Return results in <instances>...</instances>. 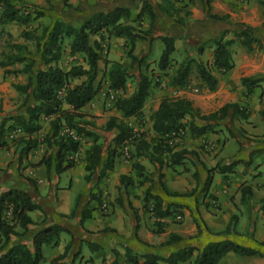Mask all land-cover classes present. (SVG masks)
<instances>
[{"label":"crops","instance_id":"1","mask_svg":"<svg viewBox=\"0 0 264 264\" xmlns=\"http://www.w3.org/2000/svg\"><path fill=\"white\" fill-rule=\"evenodd\" d=\"M23 1L42 8L46 4L45 0ZM141 1L68 0V4L72 8L63 9L62 0H50L54 7L46 15L54 20L60 19L77 27L85 19L98 12H108L115 8H129L130 17L123 19L122 22L133 27L139 26L138 28L145 31L149 26L147 19L136 20L141 10ZM169 1L173 2V0ZM148 2L153 7L156 18L150 36L146 38V41L135 43L132 55L143 60L155 53L159 60L161 42L158 38L160 37L174 38L176 51L181 48L182 43H185L191 55L190 31L193 28L191 24H198L197 35H200L203 40L206 35L205 40H211L213 44L209 58L203 64L211 70L212 75L217 79V86L214 91H208L195 75L194 78L198 81L201 89L200 94H193L189 91L191 77L187 88L176 90L169 85L172 72L157 69L155 81L162 90L158 88L153 90L149 88L148 90V97L142 110L143 125L141 129L143 133L145 132L151 138L155 136L151 117L164 98H184L191 102L194 112L200 116H208L225 105L235 104L245 111L247 117L242 120L230 110L223 121L208 122L215 125L213 133L196 138L191 137L186 128L183 138L179 140L176 147V150H186L188 153L182 161V165H170L169 158L165 155L164 157H167L164 158L165 163L160 167L158 164L150 162L148 157H136L134 147L130 146V160L125 161L113 153L111 167L104 169L109 150L115 147L113 139L117 134L115 129L106 130L107 123L114 118L116 123L123 121L127 125L136 126L134 119L127 121L122 119L121 113L114 108V102L110 100V95L117 98L133 94L136 89H131L132 91L127 89L128 81L135 76L141 66V64L131 63L123 39L108 38L104 34L107 38L102 43V60L98 62L97 83L100 89L92 102L82 108L81 112L84 117L79 121L80 126L95 134L98 137V142L103 145L100 164L90 180H85L86 172L83 169L85 151L92 145L88 138L81 139L79 153L75 156L76 166L59 176L50 174L47 177L44 166L40 164L47 150L43 144L23 157L21 164L18 162L19 149L16 143L9 149H0V190L4 192L11 188L22 189L39 207L38 211L29 214L34 223L41 222L45 216V224L59 225L72 234L71 248L66 258L58 261L57 264H113L114 262L130 264L126 261V249L137 256L154 255L166 258L181 249L193 247L201 250L207 244L218 241L227 240L243 246H250L251 240L264 243V209L261 208V201L264 200V51L254 48L247 52L242 47L235 45L231 48L233 68L227 73L221 74L212 67V54L215 48L214 42L219 40L222 32L228 31L224 40L234 39L232 34L234 30L230 31V29L236 19L233 18L234 14L229 9H225L219 0H216L211 12L217 16H230L224 20L226 26L220 27L218 23L198 15L192 16L184 26H181L174 21V18L164 13L162 9L165 4L162 0H148ZM245 4H248V7H246V14L241 16L242 22L253 28L255 34L264 41L263 8L255 1ZM174 5L177 6L175 3ZM199 25L205 28H199ZM208 30L210 31L208 32ZM97 40L96 37L91 39V41ZM66 54L68 55L67 50ZM34 59L38 61V57H34ZM105 60L109 64L105 65ZM102 63L104 73L107 72L110 63H119L126 71L129 78L124 91L116 93L109 91L106 79L101 83L104 86V91L101 90L100 81L103 75H100V69ZM21 68L20 66L14 70ZM36 69L42 70L43 67L37 64ZM245 77L263 79L249 95H246V89L241 84V79ZM1 82L0 91L7 87H10L11 91L13 85H25L27 76L23 74L4 75V69H2L0 71ZM12 83L13 85H11ZM151 91L155 94L153 97ZM14 94L18 102L12 107H7V99H2L3 96L0 95V105H3L0 109V120L20 113L25 114L26 107L34 105L30 97L31 90L24 108L22 103L25 95L22 100L20 93L16 90ZM150 99H152L151 110L148 108ZM190 120L199 126L208 124L198 120L195 116L186 118V121ZM232 123L237 128L242 126L248 132L245 138H250L254 142L236 137L235 132L231 130ZM41 124L42 130L35 136L39 142L49 132L48 121L43 120ZM229 133L235 136H229ZM20 137H25V134L17 132L12 138ZM10 139V136L6 137L8 144L11 143ZM116 150L119 151V148L116 147ZM231 163L236 164L229 173L220 174L218 170L209 173L216 167L219 169ZM135 164L143 168L141 176H138L134 168ZM209 174L210 184L205 190L204 184ZM194 175L196 179H194ZM122 177L130 179L131 184L122 187L120 183ZM161 181L165 182L170 193H176L179 196L186 193L187 189L196 191L190 197H176L171 201H166L170 196L166 197L162 192ZM242 187H249L251 190V197L246 198L245 202H242L241 198ZM148 190L153 195L161 197L166 207L174 208L176 212L180 211L181 225L174 224L175 213H173L170 217L162 220L165 225L162 231L158 232L151 214L144 210V197ZM104 201L112 202L113 206H109L108 210L103 209L101 205ZM86 207L90 211V217L81 224V215ZM194 212H198L205 223L206 230L200 233L191 217ZM233 216L237 217L236 225L228 233L226 230ZM41 230L42 226L29 227L25 237L13 238V242L24 243L31 247L32 237ZM16 231L20 232V229L16 228ZM172 235L179 237L180 240L166 245ZM69 241L70 236L62 234L57 247L43 246V264H50L52 260L60 256ZM89 244L96 245L98 249L91 251ZM195 256L196 253L193 258ZM139 261L143 262L142 259ZM158 264L166 263L159 262ZM219 264H264V257L243 258L227 254Z\"/></svg>","mask_w":264,"mask_h":264},{"label":"trees","instance_id":"2","mask_svg":"<svg viewBox=\"0 0 264 264\" xmlns=\"http://www.w3.org/2000/svg\"><path fill=\"white\" fill-rule=\"evenodd\" d=\"M178 2L182 0H176ZM241 3L257 2L264 8V0H237ZM63 9H71L68 0H62ZM165 7L162 9L166 15L174 18V21L184 26L186 19L180 17V9H177L173 2L162 0ZM206 14L212 20L224 21L228 15L217 16L211 14V0H203ZM46 5L52 10L50 0H45ZM44 9L35 10L29 5H24L21 0H0V26L15 24L23 27L21 37L26 41L34 43L35 52L38 61L31 58L26 47L22 45H13L18 53H9L5 55V60L0 62V67L4 69V75L23 74L27 76L25 85H13V88L25 95L22 107L26 106L29 91L34 102L33 106L26 107L25 114L6 117L0 120V149H9L13 144H17L18 162L21 164L22 158L35 150L40 144L46 146L47 150L40 162L46 170V175L59 176L65 171L76 166L75 156L79 153L81 139L91 140V147L85 151L83 158V169L86 172L85 180L89 181L96 172L101 161L103 145L98 142V137L86 131L80 126V120L84 117L81 112L87 104L92 102L100 89L97 83L98 62L102 60V43L108 37H115L125 41V48L128 49L127 55L132 64H141V59L132 55L134 45L137 41H146L151 34V28L155 21L153 7L148 0L141 1V10L136 20L146 18L149 26L143 31L138 27H133L122 22L123 19L130 17L129 8H115L108 12H98L85 19L79 26L66 23L60 19H52L49 25L41 28L38 35L36 30H27V26L46 15ZM187 15V14H186ZM178 16V17H177ZM188 16V15H187ZM140 21V20H139ZM228 31L221 33L219 40L214 42V51L212 54V67L221 74H225L233 68L231 48L238 45L247 52L254 48L264 51V41H262L254 32V29L242 24L240 29L232 31L233 40H224ZM107 35L106 36H104ZM98 38L97 41H91L92 38ZM163 44L164 49L158 61V69L167 72L172 63V54L175 52V39L170 37L158 38ZM68 51L72 58L81 57L82 64H73L69 69L64 70L59 67V62L63 54ZM202 47L198 48V54H202ZM105 65L109 64L106 60ZM15 64L22 65L19 70L7 69ZM40 64L43 69H36ZM171 71V70H170ZM169 85L182 90L188 87L190 77L195 72L196 77L202 82L208 91H214L217 86V79L212 75L211 70L202 62L187 55L177 66L172 69ZM104 74V73H103ZM108 83V90L113 93L124 91L128 81L126 71L119 63H110L107 72L104 74ZM73 84L74 81H80ZM261 78L245 77L241 79V84L246 89V95L251 94ZM150 80L145 75H140V81L133 94L128 97H117L113 99L114 108L120 112L123 120L134 119L137 127L143 125V107L148 97ZM60 94V95H59ZM66 107V108H65ZM232 110L233 114L238 115L245 120L247 115L238 105L228 104L208 116H200L194 112L190 101L184 98H164L159 104L157 111L152 115V130L155 136L147 140L144 133L141 138L132 143L135 149L136 157H148L150 162L163 166L164 158H169L170 165H182V161L188 154L186 150H176V139H182L186 128L191 137L196 138L208 133H213L215 125L208 122L223 121L228 112ZM195 116L198 120L208 124L199 126L193 120L186 121L187 117ZM48 121L49 132L42 141H38L35 136L42 130V121ZM115 129L117 134L113 139L114 148L109 150L108 159L104 169L111 167L113 153L120 156V148L131 135V128L126 122L116 123V119H111L106 130ZM64 131H68L64 133ZM74 132L77 137L75 140L68 133ZM22 132L25 137L18 139L11 138L7 143L6 137ZM119 148V151L116 150ZM167 157H164V156ZM236 163L223 166L222 168L212 169L209 173L218 170V173H229ZM138 176H141L143 168L135 164ZM162 178V176H160ZM194 179L196 176L194 175ZM122 187L131 184L130 179L122 177L120 179ZM210 184V174L207 177L204 189ZM161 189L164 195L170 197H179L176 193H170L165 184L161 183ZM242 202L251 197L249 187L241 189ZM264 209V200L261 201ZM102 204V203H101ZM102 206V205H101ZM164 205V200L153 195L150 190L145 193L144 210L150 213L158 232L164 227L163 219L170 217L176 212L174 208ZM39 207L32 201L30 196L22 189L11 188L2 192L0 190V264H43V246L57 247L60 243V236L67 234L70 241L64 248L63 253L51 261L50 264H57L66 258L71 248L73 240L72 234L59 225L45 224L46 217L39 223H34L29 214L38 211ZM90 217V211L86 209L81 215V224ZM192 219L198 232L206 230L204 221L200 218L198 212L192 213ZM237 217L233 216L226 232H230L236 225ZM42 226V230L35 234L31 239V247L24 243H15L13 238H23L28 232L29 227ZM20 229V232L16 231ZM177 236H170L166 245L178 242ZM250 246H243L232 241H218L207 244L203 249L198 250L193 247L181 249L171 253L166 258H160L154 255H133L129 249L125 250L126 261L130 264H219L221 259L227 254H234L243 258L264 257V243L255 240L250 241ZM89 249L95 251L98 247L89 244ZM194 253L196 256L193 258ZM142 259L143 262L139 260ZM105 264V263H103ZM113 264H117L114 262Z\"/></svg>","mask_w":264,"mask_h":264},{"label":"rangeland","instance_id":"3","mask_svg":"<svg viewBox=\"0 0 264 264\" xmlns=\"http://www.w3.org/2000/svg\"><path fill=\"white\" fill-rule=\"evenodd\" d=\"M22 2H24V5H29L31 7H33V9L35 10H40V9H44L46 12H50V7L48 5L45 4V6L42 8L36 4L33 3H26L25 1L21 0ZM216 0H211V11H213V7L215 4ZM220 4L225 8V9H229L230 12L232 14H234V17L236 20L234 21V23L232 24V28L230 29V31L233 30H238L240 29V25L244 24L242 22V15L246 14L248 4L245 3H241L238 2L237 0H219ZM173 3L177 4V6H175L177 9H180V17H183L186 19V21L190 18H192V16L194 15H198V16H203L204 19L209 20L210 18L207 16L206 14V8L204 5L203 0H182L180 2L173 0ZM255 4V3H253ZM52 6V4H51ZM54 7V6H52ZM263 8V7H262ZM264 10V8H263ZM188 16H187V15ZM264 15V12H263ZM178 17V16H177ZM230 17V16H228ZM212 22L218 23V25H220V27L222 26H226L225 21H218V20H212L210 19ZM228 21V20H227ZM49 23H51V18L48 15H45L43 17H40L38 20L30 23L27 26V30H36L35 35H38L41 31V28L44 27L45 25H48ZM220 23V24H219ZM197 25H192L191 27H193L190 31V40H191V55L189 54V48L186 46L185 43L181 44V48H179L177 51L175 50V52L172 54L171 58H172V65L170 67V70L172 71V69H174L177 64L179 62H181L187 55L192 56L193 58L197 59L198 61H201L202 63H204L208 58H209V53L210 50L213 46L211 40L206 41L205 37L204 40L202 37H200V35H197ZM199 28H205L204 26L199 25ZM23 27H18L15 24H8V25H4V26H0V62L5 60V55L9 54V53H13V54H17L18 51L13 48V45H22L26 47L27 52L24 53V55L26 56L27 53L29 54V56L31 58L34 57H38L37 53L35 52V47H34V43L32 41H26L25 39H23L21 37V32L23 31ZM206 30V29H205ZM210 30H208L209 32ZM160 48H161V53L164 49V46L162 43H160ZM202 47L203 51L202 54H198V48ZM160 53V55H161ZM237 54V53H235ZM159 55V57H160ZM159 60H157V56L155 55V53L151 54L149 57L144 58L141 61V66L140 69L136 71L135 76L131 77V79L128 81V85L129 87L127 89L129 90H133L137 88L138 85V81H140V75H145L149 80H150V88L151 90L158 88L159 90H162L159 86V84H157V82L155 81V77L157 75V62ZM59 66L63 69H67L69 66H72L73 64H82L83 66H85V64L82 61L81 57H76L75 60H72V58L66 54V52L63 54L61 61L58 63ZM102 68L100 69V75H103V77L101 78L100 81V86H101V90L104 91V86L101 85L102 82H104L105 80V76H104V70H103V63L101 64ZM22 67V65L19 64H15L13 67V69H18V67ZM2 70V68L0 67V71ZM169 70V71H170ZM104 73V74H103ZM195 72H193L192 76H191V87L189 88V91L192 92L193 94H200L201 93V89L200 86L198 84V81L195 80ZM80 81H74L73 84H78ZM2 84V82L0 83V85ZM13 85V83L11 84ZM166 86V84H165ZM12 87V86H11ZM10 87L5 88V90H1L0 91V95L3 96L2 99H7V104L6 106L8 107H12L15 106L16 103L18 102L17 99H15V94H14V89L12 88V90L10 91ZM131 90V91H132ZM197 90V93H195L194 91ZM152 92V91H151ZM154 92H152V97L154 96ZM20 98H23V95L20 94ZM152 99L149 100L148 102V108H150V110L152 109ZM3 107V105H0V109ZM1 113V111H0ZM231 130H233L236 134V137L238 138H243L246 139L248 142H254L252 139L250 138H245L246 135H248V132L246 130H244L241 126V128H237L234 126V123L231 124ZM145 137L147 138V140L152 139L150 136L146 135V133L144 132ZM234 134L229 133V136H233ZM235 136V135H234ZM161 183L165 184L164 181H161ZM196 190L192 189L190 190H186V193L180 195V198H187L190 197ZM203 193V192H202ZM168 197V196H166ZM174 197H168L166 199V201H171V199ZM108 207L113 206L112 202H107ZM108 210V209H107ZM177 215H180V211L175 212L174 214V224L175 225H181L182 224V219L180 221H176L175 217ZM182 217V216H181ZM192 217V216H191ZM193 220V219H192ZM240 242H242V240H240ZM45 248V247H44ZM237 257V256H236ZM239 257V256H238Z\"/></svg>","mask_w":264,"mask_h":264},{"label":"built area","instance_id":"4","mask_svg":"<svg viewBox=\"0 0 264 264\" xmlns=\"http://www.w3.org/2000/svg\"><path fill=\"white\" fill-rule=\"evenodd\" d=\"M195 93H197V90L194 91ZM60 95V94H59ZM114 96L111 94L110 95V100L113 101ZM129 128H131V135L130 137L124 142V144L121 146L120 148V157L125 160L128 161L131 159V153L129 150V147L132 146V143L139 140L141 138V135L143 134V131L141 129V127H137V126H131L128 125ZM68 131H64V133H67ZM71 137H73L75 140H77L76 135L74 134V132H69L68 133ZM14 135H10V138H12ZM177 140V141H176ZM174 141V143H178L180 139H176ZM102 208L107 210L108 209V204L107 201H104L102 204ZM182 219V217L180 215H177L175 217L176 221H180Z\"/></svg>","mask_w":264,"mask_h":264}]
</instances>
